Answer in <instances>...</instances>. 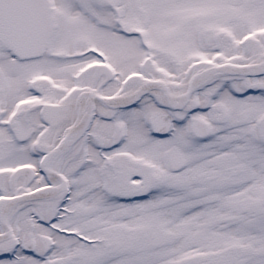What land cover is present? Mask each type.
Returning a JSON list of instances; mask_svg holds the SVG:
<instances>
[{
	"label": "snow or ice",
	"instance_id": "1",
	"mask_svg": "<svg viewBox=\"0 0 264 264\" xmlns=\"http://www.w3.org/2000/svg\"><path fill=\"white\" fill-rule=\"evenodd\" d=\"M0 264H264V0H0Z\"/></svg>",
	"mask_w": 264,
	"mask_h": 264
}]
</instances>
